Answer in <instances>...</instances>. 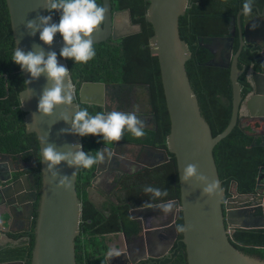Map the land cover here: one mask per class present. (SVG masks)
<instances>
[{"label": "water", "instance_id": "1", "mask_svg": "<svg viewBox=\"0 0 264 264\" xmlns=\"http://www.w3.org/2000/svg\"><path fill=\"white\" fill-rule=\"evenodd\" d=\"M148 2L144 13L145 20L152 26L153 33L148 38V48L152 55L157 57L160 81L170 128L165 138V149L152 147L153 151L161 156L151 164L156 167L167 163L169 154L174 156L177 181L179 185V198L161 201L153 207H139L130 210V217L138 227L144 222L142 211L149 214L153 208L157 224L150 232H144L136 241L139 245L140 256L133 257L131 248L127 244L126 250L117 255L122 257L125 264H135L147 257L160 258L168 252L178 238L177 220L181 217L183 231L181 242L184 245L186 264H264V260L244 254L231 244L233 232L237 229H263L264 228V165L258 170L254 192L240 194L237 192L236 183L229 198L230 204L226 205L223 212L225 191L222 188L216 164L213 157V148L238 124L241 127L244 108L247 118L258 121L264 131V69L247 71V78L251 91L241 96V86L238 78L245 69L238 68V57L245 45L253 44L264 58V19L260 16L242 15L240 10L236 16V27L239 31V45L232 54L235 27L230 31L231 36L212 38L204 47L212 54V58L205 64L229 69L231 85V116L227 126L217 135L212 136L211 129L202 116L195 92L193 91L185 63L191 58V52L185 41L179 35V17L183 16L189 0H145ZM11 34L15 47L25 51L36 50L38 47L47 51H60L63 47L59 34L54 37L53 43L45 45L39 40V33L32 36L25 28L29 20H35L40 15H46V0H5ZM107 8L102 25L93 33L94 44L106 41L110 36L113 40L136 33L126 31L118 33L115 24V14L111 12V0H101ZM258 10V9H257ZM129 15V11H126ZM130 16V15H129ZM53 20L56 19L53 17ZM231 21L234 22L232 19ZM242 23V24H241ZM243 25V26H242ZM234 26V25H233ZM139 32L140 26H138ZM58 62L67 63L58 55ZM20 68V67H19ZM22 73L25 87L31 90V95L24 92L23 104L20 109L25 113L24 125L27 134H35L39 146L40 158V190L37 200L38 180L32 173H17L10 171L4 162H9V154L0 152V247L13 246L20 241L29 242L27 233H33V247L31 250L30 264H77L75 260V239L79 236L82 216V203L76 192L77 169L70 167L66 162L56 166L59 173L54 179L52 172L47 169L41 156L40 137L47 139L48 143L56 146L59 151H75L74 144H82L81 138L70 131V123L61 119L65 114L69 117L76 111L77 104L71 107L58 106L51 116H42L37 113V102L45 87L47 80L41 76L26 84L29 74ZM249 73V74H248ZM71 76V75H70ZM72 81V79H71ZM73 83V82H72ZM106 85L100 82L84 83L79 92L80 102L98 104L84 100V96L93 92H101ZM75 97V86H74ZM35 114V115H34ZM30 126V127H29ZM257 136L264 133L256 131ZM17 158L21 154L16 155ZM188 164L197 167L198 174L205 175L210 183L218 182L217 191L209 196L203 193L205 182L191 178L182 180L183 169ZM31 166H36L35 158L31 159ZM30 168L28 165L24 169ZM143 167L140 166V169ZM139 169V166L138 168ZM127 172H131L126 170ZM67 175L72 179L70 189L58 185L61 176ZM264 190V189H263ZM261 195V197H260ZM38 201L37 215L34 220V203ZM171 203L172 208L165 210L164 206ZM248 203H251L247 206ZM21 209V214L18 209ZM137 214V215H136ZM22 216L23 226L17 231L7 229L8 219ZM168 216L167 219L165 217ZM5 218V219H4ZM164 218V219H163ZM33 220L35 221L33 226ZM6 223L7 226H2ZM14 222L11 221V226ZM8 234H22L18 239L9 237ZM153 234V237H150ZM126 238H129L124 234ZM7 242H4L3 240ZM152 243L161 247L157 254L150 253ZM116 256V257H117ZM107 264H116L113 256L106 257ZM0 264H24L23 261H11Z\"/></svg>", "mask_w": 264, "mask_h": 264}, {"label": "trees", "instance_id": "2", "mask_svg": "<svg viewBox=\"0 0 264 264\" xmlns=\"http://www.w3.org/2000/svg\"><path fill=\"white\" fill-rule=\"evenodd\" d=\"M101 3L100 0H97ZM244 0H189L183 16L179 17V35L191 52V58L185 63L186 72L193 91L196 94L200 111L210 126L212 136L219 134L228 124L231 116V85L229 69L209 66L205 63L212 54L204 47L212 38L229 36L231 20L236 26V16L242 10ZM116 10L127 9L131 21L140 25V31L122 37L115 42L94 44L96 56L87 64L74 63L66 59L72 79L82 81H124L128 83L149 84L153 99L156 129L144 139L133 137L137 142L150 143L165 149V138L169 133L170 123L160 81L157 57L148 48V38L152 35V26L145 20L144 13L148 2L145 0H114ZM264 10V0H254V10ZM58 20V16H54ZM237 33V27H235ZM235 33V34H236ZM60 36V35H59ZM239 45L238 35L232 47L234 54ZM14 41L5 0H0V152L11 156L21 154L23 163H30L35 158L37 166L26 172H36L39 168V146L35 134H27L24 125L25 113L20 109L19 92L25 87L19 65L12 61ZM59 53V51H58ZM244 71L238 78L241 96L251 91L247 71L264 69V58L258 49L245 45L238 57V68ZM258 124L243 121L230 134L213 148V157L222 188L228 195L231 183H236L237 192H254L258 170L264 165L263 138L255 134ZM78 169L77 179L80 177ZM37 177V174H35ZM142 182L166 190L167 195L157 197L158 202L179 198L176 164L173 155L167 163L149 169ZM143 190V189H142ZM150 194L140 192L132 195V202L139 198L150 200ZM153 195V194H152ZM39 193L37 194V200ZM156 200V198H152ZM38 201L34 203V220L37 215ZM128 207L120 213H113L109 218L94 217V211L84 203L80 236L75 239V260L77 264H106L104 254L97 250L98 236L124 229L127 236L137 232L135 221L128 214ZM93 218V219H94ZM33 220V226L35 221ZM181 218L177 221L178 238L174 244V254L162 264H186L184 245L180 240ZM22 234L13 235L18 239ZM29 242L20 241L13 246L0 247V263L23 261L30 264L33 247V233L26 234ZM231 244L237 250L264 260V228L237 229L233 232ZM103 251V250H102ZM138 264H145L140 262Z\"/></svg>", "mask_w": 264, "mask_h": 264}, {"label": "clouds", "instance_id": "3", "mask_svg": "<svg viewBox=\"0 0 264 264\" xmlns=\"http://www.w3.org/2000/svg\"><path fill=\"white\" fill-rule=\"evenodd\" d=\"M253 8L254 0H244L241 14L246 17L253 16ZM45 9L46 15L27 21L25 28L32 36L39 33V40L49 46L53 43L54 37L59 34L63 47L59 53L51 50L45 52L42 47L28 51L15 47L12 61L19 65L23 72L29 74V79L25 80L27 85L32 80L45 76L48 86L43 89L39 97L37 113L42 116H51L58 106L71 107L74 103V84L71 81L70 70L58 62V55L82 65L92 60L97 54L93 33L103 23L107 8L97 0H46ZM54 16H58V20L54 21ZM24 92L31 95V90L28 88L21 92V105L24 102ZM138 111L137 106L134 111H97L91 114L87 107L77 106L71 117L65 114L61 118L71 125L70 129L61 131H70L80 137L96 136L100 138L98 142L120 141L125 133L140 138L145 135V125L143 119L137 115ZM40 140L41 156L47 169L52 172L53 179L59 175L55 169L61 162H66L68 166H74L75 169H91L104 158L98 150L95 155L92 151H85L82 144H74L72 147L75 151L63 152L59 151L55 145L48 143L44 137H40ZM71 177L61 176L58 185L70 189ZM193 177L205 182L202 189L204 194L211 196L216 193L218 182L212 180L208 183L205 175L198 174L196 165L188 164L183 169L182 180L187 182ZM143 190L146 193H152L153 198L167 195L166 190L151 185L144 186ZM164 207L171 209L172 204L169 203ZM179 230L183 231V226H180ZM112 254L110 251L109 255Z\"/></svg>", "mask_w": 264, "mask_h": 264}, {"label": "flooded vegetation", "instance_id": "4", "mask_svg": "<svg viewBox=\"0 0 264 264\" xmlns=\"http://www.w3.org/2000/svg\"><path fill=\"white\" fill-rule=\"evenodd\" d=\"M114 6V0H111V12L113 15L115 14L114 19L117 32L124 33L126 31H136V33H138V26L140 25L132 23L131 17L129 16L130 14L128 15V13L126 12L128 10H116L114 9ZM255 15H258L261 17V19H264V10H254L253 16ZM54 18L57 20L56 17ZM231 25V30L233 27H236L233 21H231ZM236 35H238L239 38V31L235 34V36ZM229 36H231V34ZM117 40L118 39L113 40L112 36H110L106 41L115 42ZM250 45L258 49L255 45ZM72 82L75 86L74 103H76L79 107H87L91 114H95L97 111H134L138 106L139 111L137 112V115L140 116L141 119H143L145 125V135L143 137H140L139 139H144L147 136L150 137V133L156 129V117L153 99L151 96V88L149 84L128 83L121 80L94 81L103 83L104 85H106V88L101 92H93L92 94H87L86 96H84V100L98 102V104H87L85 102H80L79 92L84 83H90L93 81L80 82V80L76 78L74 80L72 79ZM243 121H247L248 123L252 124H258L259 128L256 131L264 133L258 121L250 120L249 118H247V115L243 116L242 122ZM133 137L134 136H132L130 133H125L120 141L113 142L103 140L101 142H98L100 138L92 135L80 137L85 151H92V154L95 155L98 150L104 157L103 160L93 168L80 169V177L78 179L76 176L75 187L77 196L82 203V215L84 203H87L89 205V208H92L94 211L92 217L90 219H87L88 223H95L94 217L101 216L103 218H109L113 213H117L119 215L120 213L125 211L126 207L129 208V212L130 210H134L142 206L153 207L154 205L159 203V200H157V198L156 200H152V194H150V200L139 198L132 202V195H134L135 193L144 192V190H142L143 187L151 184V182H142V178L149 169L154 168H151V164L154 163L157 158H161V156L157 155L152 149V147H156L155 145H152L150 143L137 142L133 140ZM261 137L263 138L262 143L264 145V135H261ZM23 164L24 166L28 165L30 168H35L37 166L36 164L35 167H32L31 161L28 164ZM138 166L139 169H137ZM140 166H142L143 168L140 169ZM128 169L129 171H131L130 173L126 171ZM25 173H32L34 175L37 174V177L36 175L35 177L38 180V193L40 190V166L35 173L28 171ZM232 185L233 183H231L228 195L225 194V198L223 200V212L226 209V205L230 204L229 198L231 197L230 192L233 191ZM263 189L261 190V193L264 192ZM250 204L251 203H248L247 206ZM164 209L167 210L166 208ZM154 211L155 210L151 208V210L149 211L150 215L146 214L145 211L141 212V215L145 217L144 222L141 224L140 228L136 224L137 232L133 235H130L129 238H126L124 236V234H126L124 229L97 235L100 242L97 250H100L101 253L104 254L106 264V257L109 255L110 251H112L113 253L111 256H113V260L114 262H116V264H125L122 261V257L117 255L126 250L127 244L131 245V255L133 257L141 255V253L139 252V245L136 241L140 238L141 234H143L144 232H150L158 223ZM167 218L168 216L165 217V219ZM180 218L181 217H179V219ZM153 236V234H150V237ZM181 238L182 236L180 237V240ZM160 251L161 247L156 243H152L150 253L157 254ZM173 252L174 246L160 258L147 257V259L140 260L135 264H138L140 262H145V264H162L164 260L170 259L173 256Z\"/></svg>", "mask_w": 264, "mask_h": 264}, {"label": "crops", "instance_id": "5", "mask_svg": "<svg viewBox=\"0 0 264 264\" xmlns=\"http://www.w3.org/2000/svg\"><path fill=\"white\" fill-rule=\"evenodd\" d=\"M245 115H247V114H245ZM245 115H243V116H245ZM21 161H22L21 160V157L20 158H17L16 156H11L10 155L9 156V162H4V164L6 165V168L9 171H10V169H13L14 171L18 170L17 173L23 174V173L26 172V170L24 169V164ZM18 210H19V212L21 214V212H22L21 209L19 208ZM11 221L14 222V225L10 227ZM23 223H24V219H23L22 216H19V217L15 218L14 220L13 219H8V225H9V227L7 229H10L11 228L12 230L17 231L18 229H20L23 226ZM2 226H5L6 227L7 224L6 223H3ZM8 235H9V237L13 238V235H16V234H13V235L12 234H8ZM1 240H3L4 242H7L4 239H1Z\"/></svg>", "mask_w": 264, "mask_h": 264}, {"label": "rangeland", "instance_id": "6", "mask_svg": "<svg viewBox=\"0 0 264 264\" xmlns=\"http://www.w3.org/2000/svg\"><path fill=\"white\" fill-rule=\"evenodd\" d=\"M119 21V20H118ZM249 74V73H248ZM247 114L246 110L243 108L242 111H241V116Z\"/></svg>", "mask_w": 264, "mask_h": 264}]
</instances>
